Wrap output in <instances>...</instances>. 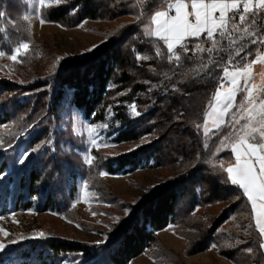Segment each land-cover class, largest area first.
Instances as JSON below:
<instances>
[{"label":"trees","instance_id":"trees-1","mask_svg":"<svg viewBox=\"0 0 264 264\" xmlns=\"http://www.w3.org/2000/svg\"><path fill=\"white\" fill-rule=\"evenodd\" d=\"M133 1L71 0L65 6L40 10L39 17L73 27L94 18L101 8L125 14ZM160 1L150 0L147 15L153 14ZM10 4L0 0V11L8 10ZM139 26V21L127 24L91 56L66 60L43 77L28 82L0 80V125L15 120L17 135L24 133L13 147L0 153V214L12 209L66 216L73 210L77 179L89 181L90 172L95 174L98 168L109 175H126L169 166L176 176L134 207L129 218L107 233L105 241L23 236L0 255V264H128L152 248L157 233L168 225L186 229L181 233L187 239L185 252L194 255L208 250L221 236L217 229L231 217L244 235L235 246L221 245L220 255L234 264H264L262 237L250 202L241 189L230 184L225 170L205 162L207 150L202 148L198 130L222 69L241 42L233 44L231 36L219 39L218 50L194 58L182 56L179 66L172 68L163 43L147 38ZM145 47H155L159 53L156 50L149 60L139 61L137 54ZM246 51H251L249 59H254L256 45ZM115 85L118 90L128 88L120 103L133 102L138 111L148 103V111L131 117L126 104H119L106 121L104 103L116 91L111 88ZM66 97L82 120L107 124L111 143L137 141L153 127L158 126L159 131L150 143L113 157L103 158L92 149V168L66 173L58 154L56 129L57 111ZM38 118L41 120L36 123ZM218 202L228 206L210 225L194 215L197 208Z\"/></svg>","mask_w":264,"mask_h":264},{"label":"rangeland","instance_id":"rangeland-1","mask_svg":"<svg viewBox=\"0 0 264 264\" xmlns=\"http://www.w3.org/2000/svg\"><path fill=\"white\" fill-rule=\"evenodd\" d=\"M4 1L11 4L8 10L3 11L4 16L0 19V29L4 30L0 31V51L5 53L0 56V80L28 82L53 73L66 60H84L104 45L112 35H118L127 24L138 21L139 29L147 38L157 39L150 35L153 14L149 16L146 13L150 0H134L133 5L129 6L131 9L127 7L128 12L122 15H117V10L114 11L110 7L101 8L94 18L85 19L73 27L46 21L42 24L39 17L40 10L46 12L65 6L71 0H59V3L56 0H45L44 4H40L39 0ZM159 3L161 8L166 7L165 0ZM245 26L250 27L252 33L263 35L255 25ZM2 34L5 35L4 38ZM240 35L241 33H233L230 39L238 42ZM245 41L248 42L247 39ZM25 42L29 44L28 51L18 56L17 61H12L9 57L15 54V48ZM252 45L257 47V44ZM154 48L145 47L137 54L138 60H149L152 53H156L157 49ZM166 55V60L172 68H177L182 56H185L181 53L180 60L175 59L173 65L168 52ZM256 56L259 55L256 53ZM253 71L252 82L257 88L264 87V64L256 63ZM111 88L114 90L117 85ZM126 94L128 88L116 89L107 97L104 103L106 121L110 119L114 106L126 104L119 102ZM243 96L241 93L236 97L237 103ZM212 99L213 97L206 106L205 114L209 112ZM126 108L131 117H136L140 116L141 112H147L149 104L142 106V111H138L133 102L126 104ZM235 111L233 109V112ZM205 114L203 122L198 127L202 148L204 151L207 150L204 160L211 166L225 170L233 161L230 151L234 139L231 135L232 128L224 127L215 133L205 134ZM57 115L56 129L59 138L57 149L66 173L69 170L85 171L92 168V149L103 158L113 157L150 143L159 131L158 126L153 127L150 133L137 141L114 144L106 136L107 124H92L82 120L78 112L69 106L67 97L59 106ZM213 118L208 117L209 128H214L211 123ZM40 120L41 118H38L36 123ZM154 120L155 118L152 119ZM152 121L150 120V124ZM89 129L92 130L91 135ZM17 130L15 120L0 125V153L13 147L24 135V133L17 135ZM89 160L91 164L87 162ZM175 176L174 169L169 166L136 170L126 175H109L98 168L95 174L90 172L89 181L77 179L75 198L71 204L73 210L66 216L49 211L12 209L1 213L0 229L3 231H0V243L8 247L4 252H0V255L9 250V241L14 239L19 241L23 236L34 237L40 232L88 243L105 241L107 233L129 218L134 207ZM85 183L87 188L84 187ZM85 192L87 196L84 195ZM227 206L221 202L208 204L197 208L194 215L208 226ZM184 231L186 229L183 227L168 225L157 233V240L152 248L145 250L128 264H234L220 255L219 247L235 246L242 241L244 235L231 217L217 229L216 233L223 236L222 239L221 236L219 239L216 238L207 251L187 255L185 252L187 239L181 234ZM261 249L263 251V248Z\"/></svg>","mask_w":264,"mask_h":264},{"label":"snow or ice","instance_id":"snow-or-ice-1","mask_svg":"<svg viewBox=\"0 0 264 264\" xmlns=\"http://www.w3.org/2000/svg\"><path fill=\"white\" fill-rule=\"evenodd\" d=\"M56 2L59 3V0ZM39 3L44 4L45 0H39ZM166 3L167 10L156 11L152 15L154 27L150 35L163 42L170 59L175 57L179 61L181 52L177 49L187 53L191 40L198 41L204 37L211 41V47L207 49L202 48L200 43L194 45L196 52L211 53L218 50V38L222 40L233 33H241L238 37L241 42L239 48L229 56L227 66L222 69L209 112L205 114L204 128L205 134L215 133L224 127L232 128L234 139L230 151L235 162L225 169L227 179L247 197L255 225L264 238V95L261 94L264 93V87L257 88L252 82L254 65L264 64V54L249 59L253 53L245 52L251 44L264 46V36L252 33L251 28L245 26H264V0H166ZM3 16L4 12L0 11V17ZM41 23L45 21L41 20ZM245 39L248 40L247 44L243 43ZM232 43L237 41L232 40ZM28 49L29 44L22 43L9 58L17 61L18 56ZM241 52L245 54L241 56ZM3 55L5 53L0 51V56ZM241 93L244 94L243 99L237 103L236 97ZM233 109L236 111L233 112ZM209 116L214 117L211 120L214 128L208 127ZM91 131L89 129L90 135ZM92 142L95 143L94 140ZM19 162L24 163L23 160ZM87 162L91 164L90 160ZM84 187L87 188L86 183ZM84 195L87 196V193ZM44 237L45 234L40 232L32 238ZM9 243L16 244L18 241L14 239ZM7 247L0 243V252H4ZM261 248H264V243Z\"/></svg>","mask_w":264,"mask_h":264},{"label":"built area","instance_id":"built-area-1","mask_svg":"<svg viewBox=\"0 0 264 264\" xmlns=\"http://www.w3.org/2000/svg\"><path fill=\"white\" fill-rule=\"evenodd\" d=\"M165 6L167 7L166 1H165ZM255 26H256V28L258 30H260L261 32H263V35L262 36H264V26H262L260 24H256ZM229 27H231V25H229ZM219 39L220 38H218V40ZM196 43H200L201 44V47L204 48V49H207V48H210L211 47V41L206 40L204 37H201L200 40H198V41L197 40H191L189 42V46H188L189 47V51L187 53H183L180 49H177V51H180L181 53H183L185 56H187L189 58H194V57L198 56L200 53H208L207 51H205V52H196V51H194V45ZM257 49H259V51H257ZM256 53L258 55L264 54V46L257 44ZM170 61L174 65L175 64V57H172L170 59Z\"/></svg>","mask_w":264,"mask_h":264},{"label":"crops","instance_id":"crops-1","mask_svg":"<svg viewBox=\"0 0 264 264\" xmlns=\"http://www.w3.org/2000/svg\"><path fill=\"white\" fill-rule=\"evenodd\" d=\"M166 1V0H165ZM161 6V3H158V5L155 7V9H154V11L156 12V11H163V10H167L166 9V7H160ZM154 12V13H155ZM153 13V14H154ZM153 27H154V25L152 24V21H151V28L153 29ZM162 42V41H161ZM163 43V42H162ZM166 47V46H165ZM232 154V153H231ZM232 158H233V161H232V163L231 164H233L235 161H234V156H233V154H232ZM230 164V165H231ZM262 243H264V238H262ZM263 251H264V248H263Z\"/></svg>","mask_w":264,"mask_h":264}]
</instances>
